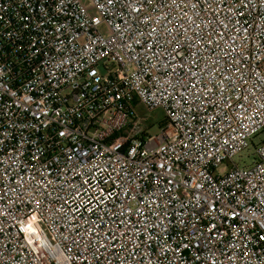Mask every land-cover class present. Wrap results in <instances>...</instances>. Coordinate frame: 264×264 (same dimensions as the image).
I'll list each match as a JSON object with an SVG mask.
<instances>
[{
  "label": "built area",
  "instance_id": "built-area-1",
  "mask_svg": "<svg viewBox=\"0 0 264 264\" xmlns=\"http://www.w3.org/2000/svg\"><path fill=\"white\" fill-rule=\"evenodd\" d=\"M89 2L0 0V264H264V0Z\"/></svg>",
  "mask_w": 264,
  "mask_h": 264
},
{
  "label": "rangeland",
  "instance_id": "rangeland-1",
  "mask_svg": "<svg viewBox=\"0 0 264 264\" xmlns=\"http://www.w3.org/2000/svg\"><path fill=\"white\" fill-rule=\"evenodd\" d=\"M84 2L89 6V9H91L89 0H84ZM90 12L94 13V10L91 9ZM102 31L106 33L107 28L103 27ZM138 110L142 116H145L149 119V123L151 126L149 133L151 135L159 134L161 131V127L164 125L165 122V114L163 110L156 109L154 111L147 112L143 107H139ZM263 139H264V133L262 132L253 139L252 143L250 144V147L243 154L237 156L234 159V162L239 164L240 166L250 165L255 157V149ZM222 167H227V166L226 164H224Z\"/></svg>",
  "mask_w": 264,
  "mask_h": 264
}]
</instances>
